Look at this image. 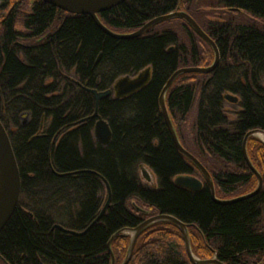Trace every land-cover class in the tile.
<instances>
[{
	"label": "trees",
	"instance_id": "trees-1",
	"mask_svg": "<svg viewBox=\"0 0 264 264\" xmlns=\"http://www.w3.org/2000/svg\"><path fill=\"white\" fill-rule=\"evenodd\" d=\"M29 1L0 0V121L22 179L17 208L0 233V264H112L110 238L149 217L133 202L151 216L168 214L185 223L194 251L204 259L211 252L224 264H262L264 183L250 199L215 203L201 172L176 148L159 107L161 91L176 70L212 61L208 44L180 20L117 40L88 15L75 16L41 0L29 8ZM220 3L264 20V0ZM200 7L201 0H128L99 17L112 31L130 34L157 17L184 11L208 34V20L196 15ZM176 22L184 39L175 28H160ZM215 33L222 60L212 81L205 74L180 76L168 91L167 107L182 145L208 170L216 196L229 200L256 188L242 146L248 132L264 131V29L232 24ZM148 67L153 69L148 87L127 99L101 101L99 115L112 130L111 142L101 145L94 121L83 122L95 112L94 97L78 83L107 91L119 78ZM227 92L241 98L240 111L225 109ZM195 104L190 149L180 130ZM248 146L264 181V145L249 140ZM141 165L154 172L157 187L142 181ZM181 175L202 180V190L176 186ZM106 183L111 206L87 233L77 236L56 227L84 232L108 199ZM129 242L123 235L113 241L118 263ZM129 264L192 263L179 228L161 222L140 235Z\"/></svg>",
	"mask_w": 264,
	"mask_h": 264
},
{
	"label": "water",
	"instance_id": "water-1",
	"mask_svg": "<svg viewBox=\"0 0 264 264\" xmlns=\"http://www.w3.org/2000/svg\"><path fill=\"white\" fill-rule=\"evenodd\" d=\"M38 1V0H35ZM49 5L54 6L55 8H58L66 13L75 15V16H82V15H88L92 18L93 22L96 24V26L104 32L106 35L117 39V40H127V39H134L141 37L149 28L152 26H155L157 24L171 21V20H183L187 25L191 27V29L194 30L195 33H197L207 44H209L214 52H215V60L211 66L207 67H184L176 70L173 75L169 78V80L164 85L160 98H159V105L161 109L162 116L165 120L166 126L168 128V131L171 135V138L178 149V151L186 157L188 160H190L201 172L203 175L209 189L212 200L220 205H231L243 200L250 199L257 195L261 189L263 188V177L258 172V170L253 165L252 161L249 158L248 152H247V144L251 137H264V131L262 130H252L248 132L243 140V146H242V152L244 156V160L250 170L254 173V175L258 179V186L257 188L246 195L229 199V200H221L216 196V187L214 184V181L212 179V176L208 172V170L205 168V166L196 158L191 152H189L181 143L180 138L177 134V131L174 127V124L172 122V119L170 117V113L168 111L167 103H166V95L170 87L173 85V83L182 75L184 74H205L208 75V73L212 72L219 64L220 62V53L219 50L214 43V41L208 36V34L200 27V25L196 22V20L190 16L187 12L184 11H175L171 12L169 14H166L164 16L157 17L148 23H146L143 27L138 29L137 31L130 33V34H120L117 32L112 31L109 29L100 19L99 15L103 12H106L112 8H115L124 2L128 0H41ZM150 79V70H146L142 72L138 77L136 78H130V77H124L120 79L116 85H115V92L116 96L118 98H125L130 95H133L134 93L140 91L143 89L149 82ZM88 92H90L95 100V113L90 117V119H97L95 129H94V137L97 142H99L101 145H108L112 140V130L109 125V123L100 117L99 115V105L102 100L105 98L111 96L113 94V90H107V91H97L94 89L85 88ZM227 100L235 101L236 98H234L232 95L226 96ZM27 119H25L24 122H26ZM264 144V140H261ZM145 165L140 166V171L142 176L147 182H151V175L150 172L145 168ZM64 176V175H61ZM174 183L176 186L183 188L185 190H189L192 192H199L203 188V181L200 180L197 177L190 176V175H181L175 178ZM107 189H108V199L101 210L100 214L96 217V219L88 226V228L84 232H75L70 231L67 229L62 228L61 226H56L57 228H60L63 232L70 233L73 235H84L87 233L96 223H98L107 210L111 206V200H112V194L111 189L108 183H106ZM21 190H22V179H21V173L18 166V162L15 156L14 148L12 146L10 137L8 135L7 130L5 129L4 125L0 121V233L5 228L7 223L10 221L11 217L13 216L20 196H21ZM135 208L138 212L148 215L149 217L146 218L143 222H141L138 226L134 228H123L119 231H117L109 240L108 242V251L112 258V264H115L114 255L111 250V244L112 242L117 239L119 236H129L130 242L127 250V254L125 257V260L122 264H129V262L132 259L134 248L136 245V242L140 235L149 227H151L154 224L161 223V222H170L175 224L179 230L182 233L183 241L185 244V250L186 254L189 258V260L193 264H224L222 263L217 256L210 260H202L196 257V255L193 253L191 243H190V237L188 233V226L180 221L178 218L168 215V214H157L150 216V213L144 209L140 208L137 205H135ZM264 264V261L263 263Z\"/></svg>",
	"mask_w": 264,
	"mask_h": 264
},
{
	"label": "flooded vegetation",
	"instance_id": "flooded-vegetation-1",
	"mask_svg": "<svg viewBox=\"0 0 264 264\" xmlns=\"http://www.w3.org/2000/svg\"><path fill=\"white\" fill-rule=\"evenodd\" d=\"M217 2H218V6H217V8H216V10H220L222 13L221 14H219L218 15V17H215V19L214 18H208V36L214 41V43L216 44V46H217V48H218V50H219V53H220V62H221V60H222V53H221V50H220V47L218 46V44H217V42H216V40H215V36H216V31L218 30V29H221L222 27H224L225 25L227 26H230V25H232V24H237V25H239V26H241V27H248V26H250V27H255V28H258V29H264V20L263 19H261L259 16H255L254 14L252 15L250 12H249V10H246V9H243V8H240V7H226V6H223L221 3H220V0H217ZM36 3V1L35 0H30L29 2H28V7L29 8H31L34 4ZM246 16V17H245ZM247 18V19H246ZM172 21V20H171ZM168 22V21H167ZM162 23H160V24H157V25H155V26H152L151 28H149L143 35H145L149 30H151V29H153V28H156L157 26H160ZM162 29V28H161ZM142 35V36H143ZM208 46H209V48L211 49V51H212V53H213V59H212V61H211V63H210V65H208V66H211L212 64H213V62H214V60H215V52H214V50H213V48L208 44ZM220 62H219V64H220ZM219 64H218V66H219ZM218 66L212 71V72H210V73H208V83L209 82H211L212 81V79H213V74H214V72H215V70L218 68ZM146 70H150V79H149V82H148V84L143 88V89H145L146 87H148L149 85H150V83H151V81H152V77H153V69H152V67H148V68H146L145 70H143V71H141V72H139L138 74H136V75H127V76H124V77H130V78H136V77H138L142 72H144V71H146ZM124 77H121V78H119L118 80H116L115 81V83H114V85L109 89V90H113V94L111 95V96H109V97H107V98H110V97H113V98H116V99H120V100H123V99H127V98H130V97H132L133 95H136L137 93H139L140 91H142L143 89H141L140 91H138V92H136V93H134L133 95H130V96H128V97H125V98H118L117 96H116V92H115V85H116V83L120 80V79H122V78H124ZM76 83H78V82H76ZM78 85L79 86H81L83 89H85V88H87V87H85V86H82L81 84H79L78 83ZM86 90V89H85ZM87 91V90H86ZM169 91V90H168ZM167 94H168V92H167ZM227 95H232L234 98H236V100L235 101H230V100H227L226 99V96ZM223 99H224V102H225V109L226 110H228L229 108V110L231 111H233V112H238V111H240V104H241V98L238 96V95H235V94H233V93H229V92H227V93H224L223 95ZM107 98H105V99H107ZM104 99V100H105ZM103 101V100H102ZM166 103H167V95H166ZM228 105L230 106L229 108H227L228 107ZM159 107H160V105H159ZM232 108H234V110L232 109ZM160 111H161V109H160ZM169 111V110H168ZM95 113V112H94ZM162 114V113H161ZM92 116V115H91ZM90 116V117H91ZM90 117H88V118H86V119H84L83 120V122H85V121H94V129H95V125H96V122H97V119L95 118V119H90ZM101 117V116H100ZM170 117H171V115H170ZM102 118V117H101ZM164 119V118H163ZM172 119V118H171ZM165 121V120H164ZM173 122V121H172ZM174 124V123H173ZM176 129V128H175ZM177 131V130H176ZM263 131V130H262ZM178 134V133H177ZM249 140H259L258 138H256V137H251ZM150 175H151V182H148V183H150V184H154L155 183V181H154V179H153V176H152V174L150 173ZM143 177V176H142ZM144 178V177H143ZM147 182V181H146ZM157 183V182H156ZM155 183V184H156ZM152 187H155V186H152ZM157 187V186H156ZM145 215V214H144ZM145 216H148V215H145ZM151 216V215H150Z\"/></svg>",
	"mask_w": 264,
	"mask_h": 264
},
{
	"label": "rangeland",
	"instance_id": "rangeland-1",
	"mask_svg": "<svg viewBox=\"0 0 264 264\" xmlns=\"http://www.w3.org/2000/svg\"><path fill=\"white\" fill-rule=\"evenodd\" d=\"M197 1H200V0H197ZM202 2V7H200V10L197 8L196 11V15L198 16V19L201 20V19H205V20H208V18H214L215 17H218L219 14H221L222 12L220 10H216L217 6H218V2L217 0H201ZM199 13V14H198ZM246 17V16H245ZM247 19V18H246ZM177 20V19H176ZM179 20V19H178ZM181 22H183V20H180ZM166 22H163L162 24H164ZM186 24V23H185ZM189 26V25H188ZM175 28L178 33H179V36L182 37V39H184V35H183V30L184 28H181L180 26V23L176 22V23H173L172 25H164L163 27H160V28ZM189 28L191 29V27L189 26ZM18 30L19 31H24V29L21 27V26H18ZM193 30V29H191ZM194 31V30H193ZM197 34V33H196ZM198 35V34H197ZM199 36V35H198ZM200 37V36H199ZM201 38V37H200ZM211 63V62H210ZM210 63L208 65H210ZM230 106L228 105L227 108H229ZM230 109V108H229ZM196 116H197V105L195 104V106L193 107V109L191 110L190 112V115L188 117V120L187 122L185 123L184 127L182 130H180V135L182 137V140L184 142V144L186 145V147L190 148V149H193V146H192V137H193V134H192V127H193V123L196 119ZM235 115H231L230 116V119H235ZM25 119H28L27 117L24 118V121ZM25 123V122H24ZM175 127V125H174ZM176 128V127H175ZM179 136V135H178ZM259 139V141L263 144V142L261 140H264V137L260 136V137H256ZM264 145V144H263ZM247 152H248V155H249V158L250 160L252 161L253 165L255 166V168L258 170V172L262 175V173L260 172L259 168L257 167L256 163L254 162V159L252 158V149L249 148L248 144H247ZM153 176V179L155 181V183L157 182V178L154 174V172L148 167L146 166L145 167ZM140 175H141V178H142V181L149 185L150 187L152 186H157V183L155 184H150L148 182H146V180L142 177V174H141V171H140ZM203 176V175H202ZM263 177V176H262ZM204 178V177H203ZM213 179V178H212ZM264 182V181H263ZM258 186V179L256 177V188ZM255 188V189H256ZM133 204L137 205L138 207L142 208L138 203L136 202H133ZM188 233H189V237H190V243H191V247H192V250H193V253L196 255V257H198L199 259H202V260H210L212 258H214L216 255L214 253H208V258H203V257H200L198 254H196V252L194 251V237L190 235V232L188 230ZM129 238V236H126ZM130 240V238H129ZM113 243V242H112ZM185 246V244H184ZM135 249V248H134ZM111 250H112V253L114 255V260H115V264H122L123 261L125 260V258L121 261V263H118L117 262V259H116V254H115V251L112 247V244H111ZM128 250V249H127ZM200 252V254H204L203 251H201L198 247H197V252ZM127 254V253H126ZM126 257V256H125ZM191 262V261H190ZM192 263V262H191ZM193 264V263H192Z\"/></svg>",
	"mask_w": 264,
	"mask_h": 264
}]
</instances>
